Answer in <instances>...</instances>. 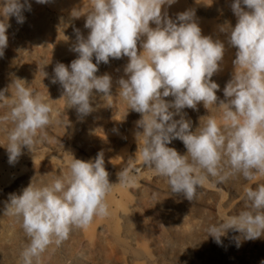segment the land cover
Wrapping results in <instances>:
<instances>
[{
	"label": "clouds",
	"instance_id": "1",
	"mask_svg": "<svg viewBox=\"0 0 264 264\" xmlns=\"http://www.w3.org/2000/svg\"><path fill=\"white\" fill-rule=\"evenodd\" d=\"M90 2L83 15L88 34L77 30L71 49L77 58L69 65L57 63L53 70L52 83L62 87L68 108L84 117L94 111L97 96L113 95V79L107 73L97 75L98 65L127 57L124 76L117 81L118 94L141 116L136 124L142 130L137 135L144 139L143 164L166 178L172 193L193 201L209 178L225 183L232 177L251 180L264 175V0H232L236 23L219 26L227 46L236 50L224 99L217 96L220 86L212 77L222 68L225 40L204 35L194 10L173 19L166 8L176 0ZM25 11H31L30 0H0V57L8 46L10 18L22 24ZM6 92L0 91V100L6 99ZM201 102L207 110L221 109L222 123L209 117L193 130L183 110H196ZM51 113L39 94L15 83L10 111L0 117V123L12 125L5 147L10 165L18 162L22 149L31 152L39 142V134L52 122ZM175 139L183 142L185 154L168 147ZM118 176L124 185L134 182L127 170ZM112 187L101 151L88 161L73 157L68 173L50 184L31 181L19 194H10L3 213L17 218L29 239L21 252L22 264H39L49 246H60L94 217H107L106 198ZM230 229L243 239L264 236V184L248 187L244 210L210 226L208 232L220 243Z\"/></svg>",
	"mask_w": 264,
	"mask_h": 264
},
{
	"label": "rangeland",
	"instance_id": "2",
	"mask_svg": "<svg viewBox=\"0 0 264 264\" xmlns=\"http://www.w3.org/2000/svg\"><path fill=\"white\" fill-rule=\"evenodd\" d=\"M223 1L211 0L212 6L219 8L201 16L207 29L218 30L225 23L220 11L224 8ZM226 1L231 9V3ZM174 4L194 7L191 0H176ZM35 5L39 8L35 12H57L51 4L35 2ZM9 29L8 46L0 57V91L6 89L8 95L0 100V117L10 111L16 82L57 105L60 85L52 83L54 69L37 63L29 39L17 32L16 27ZM127 62L128 58L123 57L104 64L105 68L98 67L97 75L107 73L112 77L113 95L97 96L94 111L84 117L65 105L67 108L55 114L51 124L39 134L41 138L31 152L26 147L22 149L23 154L14 165L9 164L5 148L7 131L12 125L0 123V264H22L21 252L29 243L21 222L3 213L9 195L19 194L31 181L38 186L50 184L68 173L73 157L88 161L101 151L113 183L106 198L109 215L94 217L89 226L74 229L60 246H49L39 264H264V236L248 240L235 231L222 236L217 243L208 232L210 226L244 210L246 189L264 184V175L251 180L232 177L225 183L209 178L193 201L172 193L167 179L143 164L144 139L137 135L142 130L136 124L141 116L129 110L127 102L117 93V81L124 76ZM217 96L224 99L221 91ZM183 111L193 130L209 117L217 121L221 118L219 108L211 106L207 110L202 102L194 111L188 108ZM168 147L180 154L187 151L179 139ZM124 170L133 177V183H119L118 175Z\"/></svg>",
	"mask_w": 264,
	"mask_h": 264
},
{
	"label": "bare ground",
	"instance_id": "3",
	"mask_svg": "<svg viewBox=\"0 0 264 264\" xmlns=\"http://www.w3.org/2000/svg\"><path fill=\"white\" fill-rule=\"evenodd\" d=\"M191 1L194 3L193 9H190L189 7L184 5H180L181 4L180 3L179 5L176 4V6L175 4H173L170 7H167L166 11L171 18L175 19L177 13L184 12L186 10H194L195 18L202 29V33L204 35H211L214 38L218 37L221 40H225L226 43L225 35L219 33V31L216 30V28L207 29L201 18L202 15L209 14L212 10L217 11L219 7L217 9L213 7L212 4L210 3L211 0H191ZM228 1L229 3H232V0H228ZM30 3H31V11H25L23 13L25 17V21L22 24H20L17 23L15 17H11L12 25L9 28L11 29V27H16L17 32H20V34H24V36H26L29 39L30 44H32L31 46L34 49L33 57L36 59L37 63H40L42 66L50 70L54 69L57 63H64L65 65H69L72 60L77 58L78 55L77 53L71 50L76 43L77 30H79V32L85 37L88 34V29L84 27L85 17L83 15L87 14V12L91 8L90 0H82V1L49 0L47 4H51V6L57 9L56 13H51V14L45 11L43 12L41 10L35 12V10L39 9L38 6L35 5L34 0H30ZM223 4H224V8L220 10L221 14L226 18L225 22H231V24L234 26L236 23V17L232 13L231 9L227 8L226 0L223 1ZM77 15H80L81 17L75 18V16ZM15 36L18 37L19 34L15 33ZM235 51H236L235 48L228 47L226 43V52H225L222 68L218 74L212 77V79L219 84L220 91L222 93L225 84L231 78L233 73L232 60L235 58ZM112 61L113 59H110L109 64H111ZM93 62L95 63V58H93ZM102 65L104 66V64L101 63L98 65V67H101ZM105 66L102 68H105ZM114 92L115 91H113L112 88V93ZM59 93H60V99L58 97H57L58 99H55V103H58L57 105L50 103L48 99L46 100L44 98V101L49 103L50 106L55 105V108L51 106L52 118L60 110H64L67 108L65 106L67 105V103L65 102L66 99L62 97L63 89L61 86L59 88ZM219 111L222 112L221 109H219ZM217 122L222 123L221 118ZM218 222L219 220L217 221V223ZM234 232H235L234 230L230 229L227 231L226 235L229 236Z\"/></svg>",
	"mask_w": 264,
	"mask_h": 264
}]
</instances>
